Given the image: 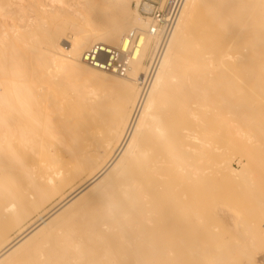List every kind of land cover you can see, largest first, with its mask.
<instances>
[{
	"label": "bare ground",
	"instance_id": "bare-ground-1",
	"mask_svg": "<svg viewBox=\"0 0 264 264\" xmlns=\"http://www.w3.org/2000/svg\"><path fill=\"white\" fill-rule=\"evenodd\" d=\"M130 1L0 0V264H164V245L201 243L191 234L205 230L206 195L218 190L208 174L226 169L244 195L257 192L215 137H235L241 122L253 130L264 0H186L144 92L149 40L122 79L81 61L142 26ZM49 18L71 32L63 57L50 51Z\"/></svg>",
	"mask_w": 264,
	"mask_h": 264
},
{
	"label": "rangeland",
	"instance_id": "rangeland-1",
	"mask_svg": "<svg viewBox=\"0 0 264 264\" xmlns=\"http://www.w3.org/2000/svg\"><path fill=\"white\" fill-rule=\"evenodd\" d=\"M133 4V1L127 2L128 9L133 8ZM121 5L122 3L119 2L116 4V7L119 9ZM81 12L85 14L86 10L82 9ZM87 14L90 16V13ZM74 20H76V17H74ZM57 23V20L49 18L44 22L43 29H48L49 32L54 34L52 36V38H54L53 47L50 51L55 54L60 53L61 57H63V53L68 47L71 32L68 28L58 30L56 27ZM116 78L122 79L120 77ZM260 88H264V86H261ZM255 100L256 101L252 106L254 113L251 116L252 118H249L250 121H252V125L255 123L254 126H252L253 130L251 129V132H254L253 135H256L255 137L253 136L252 138V133H249V131L243 127V122H241L238 125V127H240L239 132L237 135H234L235 137L230 136L226 130H221L216 134L215 138H217L221 143V160L225 163V166L229 165V167L237 170L238 161L246 164V168L248 169L247 171L249 172V174L247 172V179L251 178L250 180H252L253 178L252 181L255 184V186L254 184L251 185L249 190H251L253 188L252 186H254L253 189L257 192H253V190H251L252 193L249 194L252 195V197H250V195L246 196L247 193L244 195L243 192L240 191H246L240 189V182L236 180L234 182L233 179H229L231 177L228 173H226V169L220 170L219 177L218 175L215 176L212 173L208 174L207 184L214 185V182L218 181L216 182L218 183V190H212L206 195L205 202L207 212L205 230L202 234H191V237H197L201 243L199 245H164L169 255V257L165 258L166 262L164 264H264V235H262L264 234V135L260 134H264L261 132L262 130L264 131V99L261 96H256ZM255 125H257V127L259 126L260 130H256L257 127ZM240 129L243 130V132H241ZM244 131L248 132L247 136L244 135L246 134ZM254 138L256 141H254ZM230 142L234 144L232 145ZM213 180L215 181L213 182ZM210 181L212 183H210ZM237 182H239V184H236ZM70 190L71 189H67L63 196ZM247 197H249V199H253L254 203ZM59 199L60 198L56 197L49 204H47L46 210L57 203ZM257 200L258 205L256 202ZM249 202L253 205L251 206ZM254 204L257 205V207L254 206ZM245 209L247 211H245ZM250 209H253L254 214L250 213L252 212ZM246 212L249 215H247ZM35 219L36 216H32L22 228H25ZM249 221L251 224L253 223L252 226ZM245 222L250 226L247 224L249 227H246L247 225ZM255 225L258 226L256 227ZM250 228L252 231H249L251 230ZM243 229H246L245 232ZM256 229H258L257 236L259 234L262 236H258L257 238L255 233ZM252 232L256 236V241H254L253 245L250 247L247 243H245L247 241L245 238L249 239V236L253 235ZM247 233L251 234L249 235ZM16 234H18V230H13L9 235L10 239H13ZM241 239L242 241L245 240V242H242ZM240 247L241 250L238 251ZM205 253L211 258L205 259Z\"/></svg>",
	"mask_w": 264,
	"mask_h": 264
},
{
	"label": "built area",
	"instance_id": "built-area-1",
	"mask_svg": "<svg viewBox=\"0 0 264 264\" xmlns=\"http://www.w3.org/2000/svg\"><path fill=\"white\" fill-rule=\"evenodd\" d=\"M185 2L186 0H137L133 9L142 26L131 30L124 37L120 48L102 44L90 46L81 55L82 63L96 70L125 77L139 42L149 40L150 47L143 64L144 77L139 84L140 90L144 92L158 68Z\"/></svg>",
	"mask_w": 264,
	"mask_h": 264
}]
</instances>
